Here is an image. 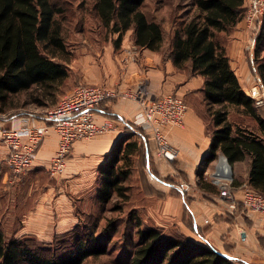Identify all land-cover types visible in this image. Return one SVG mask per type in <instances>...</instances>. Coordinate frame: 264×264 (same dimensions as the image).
I'll use <instances>...</instances> for the list:
<instances>
[{
	"label": "trees",
	"instance_id": "trees-1",
	"mask_svg": "<svg viewBox=\"0 0 264 264\" xmlns=\"http://www.w3.org/2000/svg\"><path fill=\"white\" fill-rule=\"evenodd\" d=\"M145 1L93 0L92 8L105 30L117 36L114 43L121 44L131 31L136 47L159 52L165 43V33L159 23L149 20L143 12ZM193 5L197 14L173 30L165 60L204 79L198 92L212 117L207 128L210 145L204 165L215 161L219 154L231 168L250 158L247 184L264 196V106L256 107L246 95L226 47L218 38L244 20V0H193ZM62 11L52 0H0V104H7L10 96L33 87L51 94L68 77L64 64L55 60L67 54L57 19ZM254 62L264 87V15L256 37ZM103 105L97 108V113L120 120ZM215 106L218 108L213 110ZM229 107L250 118L256 130L233 122ZM15 116L4 122H11ZM133 127L138 129L127 123L128 129ZM139 136L142 141L146 137ZM149 146L148 142L140 145L138 140L123 137L113 147L108 160L98 169L101 184L97 199L102 206L114 197L129 201L130 187L125 183L132 175V156L141 155L144 165L147 164L151 155ZM160 179L171 187L170 194L187 198L185 187L175 186L167 178ZM236 207V211L247 213L241 203ZM185 210L189 211L187 203ZM129 219L136 224L137 242L127 264H242L206 240L201 243L176 230L143 227L136 211H131ZM73 239L63 252L50 255L30 246L25 238L7 240L0 227V264H84L89 258L108 254L112 241L110 235L100 238L87 232L74 234Z\"/></svg>",
	"mask_w": 264,
	"mask_h": 264
},
{
	"label": "rangeland",
	"instance_id": "rangeland-1",
	"mask_svg": "<svg viewBox=\"0 0 264 264\" xmlns=\"http://www.w3.org/2000/svg\"><path fill=\"white\" fill-rule=\"evenodd\" d=\"M52 1L63 10L57 19L61 26L67 52L64 57L55 60L64 64L68 71V77L56 85L51 94H44L40 88L33 87L28 91L10 96L7 104H0L1 119L15 115L20 116H15L11 122H7L9 126L14 120L23 117L31 119V121L32 119L41 120L46 112L54 108L62 98L79 86L106 85L105 87H108L110 85L109 87H113L114 83L111 82L117 77L118 67L121 70V66L118 64L121 55L131 53L136 59L142 55L143 50L133 43L131 31L126 33L121 44L114 43L117 36L109 34L102 26L93 11V0ZM142 10L149 20L159 23L165 33L163 48L157 52L163 60L167 57L173 30L197 14L193 0H146ZM261 26L262 21L256 22L251 27L245 23L249 35L241 45V49L231 55L228 52V47L234 43V40L239 39L237 36L234 37V29L218 35L227 49L232 68L245 93L254 86L263 87L254 62L256 37ZM136 59L133 63L138 64ZM184 100L186 104H206L201 93L185 96ZM228 111L233 122L256 130L251 119L244 116L239 109L229 107ZM209 116L208 114L205 116L207 121ZM10 127L15 126L11 125ZM135 139L133 138V140ZM79 162L77 164L81 165L83 170L69 178L64 175L54 178L49 172L44 171L38 174L27 171L15 176L9 171V178L11 177L13 182L3 183V173H1L0 227L7 240L25 238L30 246L42 249L43 252L50 253V255L55 252L61 253L70 247L74 241V234L87 232L100 238L110 235L112 241L109 244L108 254L89 258L84 264H127L129 253L137 242V227L134 221L129 219V214L131 211H136L143 227L153 226L156 222L152 221L148 210L159 209V199H156L154 203L142 201L144 193L140 188L141 178H146L148 175L147 168L146 170L144 168V159L141 156L138 158L137 154L132 156L133 171L129 178V184H133L134 187H130L129 201L123 202L120 198L114 197L105 206H102L97 199L101 184L98 169L93 172V176L90 178L82 176L86 166L83 165L84 162L80 164ZM4 163L6 167V162L4 161ZM150 164L151 173L153 171L162 175V178H167V181L176 184L167 168L162 172L159 171L157 160L154 162L151 160ZM214 165L209 170H197L190 176L179 173V177L186 184L198 182L200 177L209 182L208 176L210 177ZM231 172L233 182H235L232 168ZM86 173L87 171H85ZM197 179L198 181H196ZM244 184L247 183L243 182L240 186ZM48 194L50 200L47 198ZM116 205L119 206V209ZM137 206H141L142 209ZM162 223L168 222L163 221ZM171 227L173 226L169 224L168 232H172Z\"/></svg>",
	"mask_w": 264,
	"mask_h": 264
},
{
	"label": "crops",
	"instance_id": "crops-1",
	"mask_svg": "<svg viewBox=\"0 0 264 264\" xmlns=\"http://www.w3.org/2000/svg\"><path fill=\"white\" fill-rule=\"evenodd\" d=\"M233 29L234 37L237 36L239 39L234 40V43L228 47L230 55L241 49V45L249 35L243 21ZM142 50L140 58H135L137 63L139 62L138 64L133 63L131 53L121 55V60H118L121 70L118 67L117 77L112 80L111 83H114V86L111 88H137L140 83H146L147 94L151 98L176 93L185 99V96L199 94L198 90L202 88L204 83L201 76H193L188 70L177 69L171 60H163L157 52ZM228 52L227 55L229 56ZM187 105L185 127L183 129L170 126L165 128L170 143L179 150V157L176 161L171 164L167 163L158 157L153 143L149 138H146V135L143 139L149 143L151 155L149 154L148 163L144 167L145 170L147 168L148 175L146 178H141L140 188L144 193L142 201L154 203L156 199L160 200L159 209L148 210L152 221L156 222L153 226L161 227L167 231L170 224L173 226L171 227L173 230L201 243L206 240L219 251L239 259L242 264H264V219L262 216L258 213L247 215L241 209L236 211L237 207L228 201L220 200L218 188L204 179L201 181L197 179L198 182L186 184L179 177V173L190 176L197 170H209L216 162L213 161L207 166L204 165L210 145L207 128L211 126L212 121L208 105ZM102 107L119 117V121L113 120L119 125V129L96 135L90 140L77 141L68 157L66 176L64 174V177L69 178L83 170L81 165L77 164L79 161H82L79 164L84 162L83 165L86 166L82 176L92 177L93 172H96L108 160L111 150L123 137L137 138L135 140H138L140 145L143 143L139 135L144 134L145 126L143 124L136 125V117L141 112V106L138 102L119 99L105 103ZM217 108L215 106L213 110ZM206 114L210 115L208 121L205 118ZM100 117L103 116L100 114ZM4 119L0 118V133L2 129L9 128L11 125L26 127L38 126L42 123L41 120L32 119L31 121V119L23 117L14 120L9 126L7 122H4ZM127 123L136 125L138 129H134V127L128 129ZM57 142V134L51 131L45 138L35 162L28 172L31 171L33 174L43 171L49 172L51 157L57 148ZM7 153L0 134V174L3 173V183L13 182L12 178H9L10 172H6L7 167L4 166ZM140 156L137 155L138 158ZM151 160L159 162L158 169L160 172L168 169V173L175 179L176 184L174 185L185 187L187 198L170 194L171 187L162 182L160 179L162 175L160 176L153 171L151 173ZM249 168L250 158L236 163L232 168L237 188L243 182L247 183ZM85 171H87L86 174ZM125 185L134 187L133 184H129V179ZM234 196L237 203L242 198L241 191L234 192ZM47 198L50 200L49 194ZM47 198L46 201L48 202ZM186 203L189 210L187 212L185 210ZM140 207L137 206V208L142 209ZM163 221L168 223H162Z\"/></svg>",
	"mask_w": 264,
	"mask_h": 264
},
{
	"label": "built area",
	"instance_id": "built-area-1",
	"mask_svg": "<svg viewBox=\"0 0 264 264\" xmlns=\"http://www.w3.org/2000/svg\"><path fill=\"white\" fill-rule=\"evenodd\" d=\"M247 26L261 22L264 15V0H244ZM253 42V41H252ZM135 61V58H133ZM146 83L137 88L121 89L95 86H79L41 118V124L32 127H9L1 130V141L7 149L6 167L18 176L30 170L47 135L54 131L58 136L57 148L51 157L49 174L57 178L64 175L67 160L77 141L87 140L99 134L117 131L119 125L96 112L102 104L113 100L128 99L141 106L136 117V125L143 124L144 135L153 143L158 157L171 164L179 157V150L169 141L165 128L185 127L188 106L177 94L151 98ZM256 107L264 106V88L254 86L247 93ZM209 182L219 190L220 200H225L245 208L247 215L258 213L264 219V196L248 184L234 185L231 167L222 154L215 160ZM240 190L242 198L236 203L234 192Z\"/></svg>",
	"mask_w": 264,
	"mask_h": 264
}]
</instances>
